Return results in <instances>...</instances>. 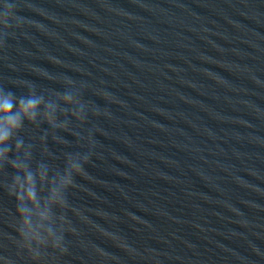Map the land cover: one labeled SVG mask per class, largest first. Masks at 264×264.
I'll list each match as a JSON object with an SVG mask.
<instances>
[{"label":"water","instance_id":"95a60500","mask_svg":"<svg viewBox=\"0 0 264 264\" xmlns=\"http://www.w3.org/2000/svg\"><path fill=\"white\" fill-rule=\"evenodd\" d=\"M0 89L41 99L7 157L54 230L25 236L4 159L0 264H264V0H0Z\"/></svg>","mask_w":264,"mask_h":264},{"label":"clouds","instance_id":"9594fccd","mask_svg":"<svg viewBox=\"0 0 264 264\" xmlns=\"http://www.w3.org/2000/svg\"><path fill=\"white\" fill-rule=\"evenodd\" d=\"M4 8L11 9L12 5L5 4ZM29 89H33V86L29 85ZM62 95L68 100L72 98L71 92H65ZM15 98L16 95L13 92L0 89V170L4 167L2 161L4 159H10L11 167L15 170L12 174L14 194L16 198L21 201L17 206L18 219L22 218L23 223L29 230L25 232V236L31 233H35L39 236L40 230L46 228L43 221L49 219L51 208L43 207L41 204V200L37 194V177L46 182L50 177L48 172L40 170L39 166L37 171H32L25 160L8 158L7 154L12 151L9 141L17 137L19 131L24 127V121L27 120L29 123L35 122L38 105L41 99L34 95L21 96L19 97V106H17V104L14 103ZM46 120L52 128L63 129L64 127L63 125L54 123L51 117H47ZM43 138H47V132H45ZM53 139L60 142L65 140L60 137L57 132L53 136ZM91 144L92 147L88 152L73 153L71 154L72 158L66 161L65 168L68 177L66 178L63 175L60 177L61 183L64 186L62 194H60L59 188L54 187L52 189V199L56 200L57 205L63 210V214L69 207L67 193L69 189L74 188L73 185L76 187L75 178L77 176L85 178L88 175L84 165L90 162L92 149L95 147L93 138ZM21 147H23V141L17 139L15 143L17 152ZM51 179L54 181L55 176L51 177ZM45 187H48L47 183H45ZM33 213L38 218L35 223H33L32 219ZM46 230L49 233H53L54 231L50 226H48ZM57 239L64 241V233L58 236ZM66 251L67 249L63 246L61 254Z\"/></svg>","mask_w":264,"mask_h":264}]
</instances>
